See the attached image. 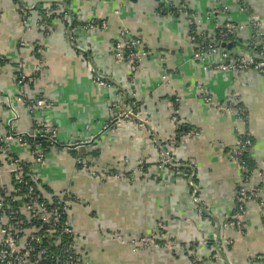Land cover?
<instances>
[{"label":"crops","instance_id":"1","mask_svg":"<svg viewBox=\"0 0 264 264\" xmlns=\"http://www.w3.org/2000/svg\"><path fill=\"white\" fill-rule=\"evenodd\" d=\"M54 3L65 6L74 18L73 45L62 21H45L38 13ZM222 3L228 7L225 14L213 13L212 0H0V55L9 62L0 67V132L6 131L12 118L5 102L9 96L19 133L30 132L37 120L55 128L59 144L91 141L77 153L50 147L43 165L34 163L28 146L13 143L10 148L12 155L28 163L47 191L75 197L69 219L81 264H193L192 257L199 264H249L253 257L264 255V76L252 70H204L209 65L195 60L188 26L175 13L177 5L184 4L198 16V29L210 34L216 24L243 26L245 30L236 33L226 49L240 56L255 54L264 42V0ZM20 4L38 9L29 12L27 30ZM160 5L168 12H161ZM91 21L106 26L85 28ZM256 23L261 27L254 28ZM123 28L140 39L148 52L132 81L128 65L117 63L111 54ZM18 61L24 64L26 76L42 67L25 94L44 97L50 105L33 116L17 101L21 93L15 84ZM213 62L208 58L209 64ZM91 67L131 90L151 132L123 122L102 133L115 92L94 83ZM199 86L215 105L203 102ZM231 95L243 108V119L217 111L216 105L226 103ZM175 115L184 131L194 135L180 136L167 147L176 135ZM243 136L252 141L247 157L252 169L246 168L258 196L249 202L238 231L222 226L235 209L236 189L245 177V170L232 158ZM159 145L182 167H195L202 215L181 173L159 167ZM77 158L88 166L87 172L78 168ZM92 173L116 178L100 181ZM9 182L3 171L0 187ZM114 233L125 239L153 233L176 246L133 250L113 241Z\"/></svg>","mask_w":264,"mask_h":264},{"label":"built area","instance_id":"2","mask_svg":"<svg viewBox=\"0 0 264 264\" xmlns=\"http://www.w3.org/2000/svg\"><path fill=\"white\" fill-rule=\"evenodd\" d=\"M213 13L219 12L225 14L228 7L222 3V0H212ZM165 6V5H164ZM161 12H168L164 9ZM34 9H27L21 4L19 12L22 16V23L25 29L27 27V19L29 12ZM45 19L62 21L66 27L69 43L73 45L71 28L74 24V18L68 13L67 8L59 3L42 7ZM39 13V11H38ZM175 13L181 15L187 26L189 33V41L194 47L195 60L206 65L204 70L215 72H237L242 73L248 70L256 71L264 76V42L257 48L256 53L252 55H235L231 54L226 47L230 39L238 32L245 30L243 26L227 24L221 26L215 25L213 34L206 33L198 29V16L192 13L187 7L177 5ZM104 22H87L84 27L87 29L105 28ZM254 28L261 27L260 23H256ZM20 46L24 47L23 39ZM80 55L86 56L85 53L77 50ZM117 63H126L129 67V79L132 81L139 72L141 62L147 57L148 52L143 43L138 38L131 37L127 29H121L119 39L112 47L111 52ZM208 58L215 59L212 64L208 63ZM9 64L5 57L0 55V67ZM24 64L18 61L15 64V84L21 89V93L17 97V101L23 103L32 116L37 110L50 105L44 97H28L25 89L32 86L36 78L41 74L42 67L39 65L33 71L31 76L23 74ZM93 72V81L96 85L113 89L115 92L114 100L109 108V117L102 133L115 127L123 122H134L139 128H146L147 123L140 117L139 111L134 100V94L131 90L116 83L111 78H106L103 74L91 67ZM132 84V83H131ZM201 94V99L206 105L213 106V98L203 91L199 86L197 88ZM12 118L7 122V128L4 133L0 132V174L5 171L9 175L10 182L2 184L0 187V264H81L80 258L76 250L77 235L73 229L69 215L71 207L76 203L75 197L66 192L48 194L42 189L38 177L29 170L28 163L20 161L11 154L10 148L13 143L26 145L31 150V157L36 165H43L45 161V148L58 147L67 151L79 152V150L90 144L88 142H77L66 145L59 144L56 140V131L52 125L42 124L39 121H33V129L28 133H19L15 129L17 121V113L12 105V99L8 96L5 98ZM217 111L228 112L231 115L243 119L244 111L239 105L235 95H231L226 103L216 105ZM177 124V131L180 122L175 115L173 118ZM192 136V132H176L175 138L169 142V146L176 144L180 136ZM93 140V137L91 138ZM152 142L156 143L154 139ZM252 147V141L248 136L240 137L236 147L232 152V158L244 170L245 177L240 182L235 194V209L226 219L223 228L241 230L242 221L247 213V207L252 199L258 196V191L251 185L250 173L246 168L244 158L248 156ZM160 162L159 167H167L175 169L181 173L187 181L192 191V201L197 206L199 215L203 214L204 208L201 207L197 198V187L194 183V166L182 167L177 163L171 155L165 151V147L159 145ZM77 165L81 170H89L82 158H77ZM4 169V170H2ZM112 175V174H111ZM110 174L92 173L91 176L100 181L116 178ZM110 238L121 245H127L133 250L147 251L152 249L169 250L176 244L167 239L161 240L157 234H149L134 239H125L120 234H112ZM218 242V241H217ZM224 244L229 242L223 240ZM219 249V247L217 246ZM220 252L216 256L220 259ZM193 264H199L196 258L192 257ZM249 264H264V255H258L251 259Z\"/></svg>","mask_w":264,"mask_h":264},{"label":"trees","instance_id":"3","mask_svg":"<svg viewBox=\"0 0 264 264\" xmlns=\"http://www.w3.org/2000/svg\"><path fill=\"white\" fill-rule=\"evenodd\" d=\"M160 7H162V5H160ZM39 15H40V17H42L43 19H44V15H43V12L42 11H39ZM74 25V24H73ZM212 35V34H211ZM176 132H184V129H183V127H180L179 129H178V131H176ZM43 147L45 148V153H46V151H47V149H48V146L46 145V144H43ZM248 156H246L245 158H244V160H245V163H246V166L249 168V170L250 169H252V163L250 162V160H249V158H247ZM78 168H81L80 166H78ZM42 189L44 190V191H46V192H48V194H51L52 195V193H50L49 191H47L44 187H42Z\"/></svg>","mask_w":264,"mask_h":264},{"label":"water","instance_id":"4","mask_svg":"<svg viewBox=\"0 0 264 264\" xmlns=\"http://www.w3.org/2000/svg\"><path fill=\"white\" fill-rule=\"evenodd\" d=\"M44 20L46 21L47 19L44 18ZM222 46L226 48L228 47L227 45H224V44ZM68 152H71V150H68Z\"/></svg>","mask_w":264,"mask_h":264},{"label":"rangeland","instance_id":"5","mask_svg":"<svg viewBox=\"0 0 264 264\" xmlns=\"http://www.w3.org/2000/svg\"><path fill=\"white\" fill-rule=\"evenodd\" d=\"M161 231V230H160Z\"/></svg>","mask_w":264,"mask_h":264}]
</instances>
